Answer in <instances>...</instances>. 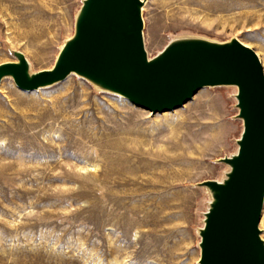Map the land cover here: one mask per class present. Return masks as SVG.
Here are the masks:
<instances>
[{
  "label": "rangeland",
  "instance_id": "1",
  "mask_svg": "<svg viewBox=\"0 0 264 264\" xmlns=\"http://www.w3.org/2000/svg\"><path fill=\"white\" fill-rule=\"evenodd\" d=\"M83 0H0V63L51 68ZM150 57L171 40L237 37L264 67V0H146ZM236 85L153 113L71 73L0 83V264H200V228L238 148ZM193 126L194 141L186 135ZM264 239V204L260 220Z\"/></svg>",
  "mask_w": 264,
  "mask_h": 264
},
{
  "label": "water",
  "instance_id": "2",
  "mask_svg": "<svg viewBox=\"0 0 264 264\" xmlns=\"http://www.w3.org/2000/svg\"><path fill=\"white\" fill-rule=\"evenodd\" d=\"M146 0H83L75 31L50 69L32 72L20 50L0 63V83L13 77L33 90L77 73L135 105L164 112L181 107L204 86L236 85V117L243 122L238 149L220 158L230 169L222 180L200 184L211 194L200 228V264H264L260 220L264 204V67L237 37L171 40L150 57L144 42Z\"/></svg>",
  "mask_w": 264,
  "mask_h": 264
},
{
  "label": "bare ground",
  "instance_id": "3",
  "mask_svg": "<svg viewBox=\"0 0 264 264\" xmlns=\"http://www.w3.org/2000/svg\"><path fill=\"white\" fill-rule=\"evenodd\" d=\"M230 40V39H229ZM226 41H228V40H226ZM243 42V41H242ZM244 43V42H243ZM244 44H246V43H244ZM64 45V43L62 44V46ZM247 45V44H246ZM248 46H249V44H248ZM50 69V68H49ZM74 73V72H73ZM102 89V88H101ZM102 90H104V89H102ZM121 95V94H120ZM121 96H123V95H121ZM125 97V96H124ZM188 129H187V131H185L186 132V135L187 136H189L191 139H193L194 141L197 139V136H198V132L196 131V130H194L193 129V126H189L188 125V127H187ZM238 149V148H237ZM229 166V165H228ZM229 169H230V166L228 167ZM228 169V170H229ZM227 170V171H228ZM226 171V172H227ZM226 175H224V177H225ZM223 177V178H224ZM223 178H221L220 180H222ZM263 238V237H262Z\"/></svg>",
  "mask_w": 264,
  "mask_h": 264
}]
</instances>
